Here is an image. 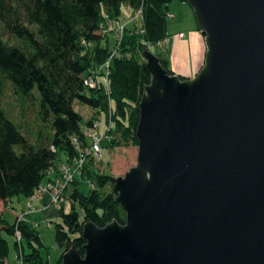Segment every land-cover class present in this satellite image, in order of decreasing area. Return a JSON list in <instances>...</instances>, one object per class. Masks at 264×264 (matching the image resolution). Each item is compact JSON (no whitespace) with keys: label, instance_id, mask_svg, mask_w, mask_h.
I'll return each mask as SVG.
<instances>
[{"label":"water","instance_id":"1","mask_svg":"<svg viewBox=\"0 0 264 264\" xmlns=\"http://www.w3.org/2000/svg\"><path fill=\"white\" fill-rule=\"evenodd\" d=\"M204 42L191 79L141 56L135 166L113 179L124 224L82 225L60 264H264V0H179Z\"/></svg>","mask_w":264,"mask_h":264},{"label":"trees","instance_id":"2","mask_svg":"<svg viewBox=\"0 0 264 264\" xmlns=\"http://www.w3.org/2000/svg\"><path fill=\"white\" fill-rule=\"evenodd\" d=\"M171 0H0V92L8 82L21 100L35 99L43 121L51 119L52 136L46 144L34 146L21 136L0 106V201L30 198L41 185L59 154L71 158L70 138H83L81 117L72 104L78 101L95 112L109 116L110 137L102 146L112 147L119 134L124 144L136 146L135 127L138 103L150 76L141 53L164 42L167 9ZM142 9L141 29H125L116 54L109 60L108 94L103 86V64L109 59L111 31L100 35L105 17L117 19L123 8ZM8 40H3L4 36ZM85 43L86 45L82 44ZM160 65L173 75L167 61L156 55ZM96 78V87L86 89L83 79ZM181 80L183 78L179 77ZM91 118L86 125L89 126ZM54 148V152L51 150ZM85 164L71 185L68 212L58 211L60 221L53 225L55 241L63 249L54 264L71 247L83 255L81 230L90 222L98 228L115 221L124 224V213L111 193L113 177L99 174ZM89 184L93 188H89ZM82 185L84 188H82ZM75 206L82 212L78 217ZM17 226V227H16ZM15 227L21 234L23 264H47L39 254L42 242L38 232L25 221L16 225L0 215V264L8 255L2 233L13 239ZM26 246V252L24 247ZM13 247L18 250L13 240Z\"/></svg>","mask_w":264,"mask_h":264},{"label":"rangeland","instance_id":"3","mask_svg":"<svg viewBox=\"0 0 264 264\" xmlns=\"http://www.w3.org/2000/svg\"><path fill=\"white\" fill-rule=\"evenodd\" d=\"M127 14H124L123 18L127 20L131 17V13L126 11ZM167 22H166V34L168 39L173 40V35L177 31L185 32L186 36L194 32L198 34V39L202 41L203 39L198 32L193 14L189 6L185 3L180 2L179 0H171L167 9ZM170 15H173V18H169ZM130 25L127 27L129 28ZM187 36V37H188ZM9 37L6 35L3 37V40H8ZM110 51H114L115 39L113 36H110ZM164 43V42H163ZM161 44L160 46L149 47V51L156 55H159V52L164 54L165 47L167 45ZM143 59V58H142ZM180 63V61H179ZM32 95L35 99L31 100H21L17 95L14 94L11 86L8 82H4L1 92H0V106L3 111H5L8 119L14 124L18 132L24 137L27 142L34 146H40L49 142L52 136L51 130V119L48 121H43L42 116L38 107V94L34 89ZM72 109L74 112L80 115V128L81 131L87 129L86 123L91 119L99 118L102 127L100 132H105L104 127L107 126L109 116L106 120L105 116L101 112H95L90 107L82 105L78 101H74L72 104ZM92 119V120H93ZM103 129V130H102ZM109 135L111 133L109 132ZM114 144L112 147H103L102 154L99 159L93 160L90 167L98 172L99 174H104L111 176L113 178L122 177L124 174L132 167L135 166L136 155H137V146L129 144H124L121 141L119 134L113 137ZM59 157L63 158L62 154L55 159L54 163H58ZM82 188L83 185H82ZM89 188H93V185L89 184ZM68 208H71V203ZM78 217L82 220V212L75 206ZM4 217L8 223H13V216L9 214L6 210ZM37 232L40 236L42 246L39 248V254L43 260L47 261V264H54L55 261L62 254L63 249L59 247L54 237V229H47L45 224H40L37 227ZM2 236L6 239L8 243V255L4 261V264H16L15 257L18 253V250H15L13 247V239L11 236L2 233ZM26 252V246H23Z\"/></svg>","mask_w":264,"mask_h":264},{"label":"built area","instance_id":"4","mask_svg":"<svg viewBox=\"0 0 264 264\" xmlns=\"http://www.w3.org/2000/svg\"><path fill=\"white\" fill-rule=\"evenodd\" d=\"M126 11L131 13V17L127 20L125 18L109 19L105 17V25L100 27L98 34L104 35L108 31L112 32L113 37L116 39L117 44H119L122 34L127 28L128 25L140 30L143 22L142 9L139 7L136 10L126 8ZM168 16V15H167ZM166 16V17H167ZM173 15H170L169 18H173ZM182 34L177 35V38L181 39ZM166 41V40H165ZM83 45L88 46L83 43ZM160 43L157 44L159 46ZM117 50H114L110 55L109 59L103 64L100 69L103 86L106 93L108 94V67L110 58L116 54ZM96 78L94 76H86L83 79V86L86 89H94L96 87ZM105 126V132H100L102 123L99 118L91 120L90 125L86 130L82 131L83 138L77 136H72L70 138V144L73 150V155L71 158H67V161L59 164L56 168H51L47 171V176L53 172L57 173V176L52 180H47L45 183L39 185L35 190L33 195L28 198V200L39 199L42 195H49L51 198V204H53L56 209L63 210V212H68V208L71 200L68 198V193L71 190V185L74 180L82 174V171L85 167V164L89 159H99L102 154V144L109 139L110 128L112 126L111 122L108 120V123ZM54 152V148H51ZM31 211V207L27 206V212ZM23 215L15 219L16 225L24 221ZM38 225L34 224L33 228H36ZM17 227V226H16ZM15 227L13 240L17 245L18 253L15 257L16 264H23L22 254L20 250L21 234L19 230ZM51 224H47V229H51Z\"/></svg>","mask_w":264,"mask_h":264},{"label":"crops","instance_id":"5","mask_svg":"<svg viewBox=\"0 0 264 264\" xmlns=\"http://www.w3.org/2000/svg\"><path fill=\"white\" fill-rule=\"evenodd\" d=\"M124 14H127L126 8H123L120 18L126 16ZM179 34L183 35L181 39L177 38V35ZM187 36L185 32L177 31L173 35V40L170 41L167 38L164 43L161 42L159 44V46L162 43L167 45V47H165V49H167L164 51V54L159 52V55L162 59L168 62L167 67L169 71L184 80L191 79L197 74L203 65L205 53L204 42L202 44V41L198 39V34H194V32H192L188 37ZM103 129H105L104 125ZM62 156L63 158L59 157L58 163H54L53 168H56L59 164L67 161V156L64 154H62ZM56 176V172H53L48 176L46 174V178L43 183H45L48 179H54ZM27 206L31 207V211L29 213H26ZM6 210L13 216L14 220L23 215L22 219H24V221L32 228L34 224H37V227H39L42 223L45 224L46 228L47 224H51L53 227L55 223L60 221L58 210L53 204H51V198L47 194L40 196L39 199L28 200V198L17 197L11 198L7 201H0V215H2L4 219V213ZM37 227L33 229L37 231Z\"/></svg>","mask_w":264,"mask_h":264}]
</instances>
